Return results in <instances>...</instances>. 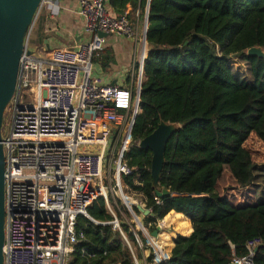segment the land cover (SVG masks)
Wrapping results in <instances>:
<instances>
[{"label": "trees", "instance_id": "trees-1", "mask_svg": "<svg viewBox=\"0 0 264 264\" xmlns=\"http://www.w3.org/2000/svg\"><path fill=\"white\" fill-rule=\"evenodd\" d=\"M129 3L134 0H110L118 10ZM147 42L152 49L144 61L141 112L132 131L133 146L125 156L135 172L124 184L144 195L150 211L145 224L152 234L158 233L159 221L174 228L158 243L168 248L166 253L179 236L166 262L154 263L151 256L149 263L231 264L234 257L247 255V241L259 237L264 242V200L236 205L218 193L225 170L241 189L256 181L254 150L264 146V58L247 52L255 47L264 51V0H151ZM235 56L248 64L252 82L233 74ZM162 122L175 125L177 131L167 145L156 189L153 154L137 144ZM164 190L170 196L159 198L157 193ZM120 196L131 210L126 202L136 200L123 190ZM109 202L130 218L113 195ZM88 215L78 217L77 231L85 241L70 264H133L120 233L105 225L112 220L105 199H97ZM175 219L186 223L189 231L178 227ZM123 229L134 241L135 225ZM136 232L143 237L141 230ZM255 262L264 264V243Z\"/></svg>", "mask_w": 264, "mask_h": 264}, {"label": "built area", "instance_id": "built-area-1", "mask_svg": "<svg viewBox=\"0 0 264 264\" xmlns=\"http://www.w3.org/2000/svg\"><path fill=\"white\" fill-rule=\"evenodd\" d=\"M55 1L42 0L39 13L44 7H55ZM79 15L89 41L53 50L44 47L36 54L28 37L20 60L16 90L7 108L9 134L2 137L4 264H70L77 246L85 241L84 234L77 231L78 217L89 218L88 209L99 198L105 199L112 217L105 225L120 233L133 264H150L141 242L144 237L132 230V241L123 229L124 225H134V209L127 208L129 221L109 202L110 195L122 200L117 191H122L121 180L124 183V178L135 172L125 156L133 146L135 118L141 112L146 30L141 34L127 16L112 17L106 0H82ZM109 35L144 48L136 83L129 90L102 85L95 76L94 60L104 51ZM113 170L114 176L108 179V172ZM107 180L112 183L110 187L105 184ZM155 237L148 239L153 261L166 262L169 254L165 255L164 249L159 254L151 244ZM133 243L142 250L141 260L134 253ZM263 243L259 237L247 241V255L234 257L231 264H257L255 256ZM89 264L95 263L90 260Z\"/></svg>", "mask_w": 264, "mask_h": 264}, {"label": "crops", "instance_id": "crops-1", "mask_svg": "<svg viewBox=\"0 0 264 264\" xmlns=\"http://www.w3.org/2000/svg\"><path fill=\"white\" fill-rule=\"evenodd\" d=\"M81 1L56 0L55 7H44L41 10L33 29L43 43L40 48L45 47L53 50L73 47L89 41L90 36L85 34L84 21L79 15ZM106 1L112 17L120 19L127 16L141 34L146 30L151 0H146L145 3H143V0H134V4L129 3L121 10L114 9L110 4V0ZM150 50L148 44L145 49L146 58ZM143 51L144 48L132 40L120 36H106L105 49L94 60L95 76L101 80L102 85L115 84L123 89H131L132 84L134 86V83H136L140 71L139 58ZM163 224L168 227L165 221H163ZM166 233L171 234L172 231ZM177 238L178 236L173 240V247L168 252L169 256H171ZM153 242L154 245L152 246L156 248L157 241L153 240Z\"/></svg>", "mask_w": 264, "mask_h": 264}, {"label": "water", "instance_id": "water-1", "mask_svg": "<svg viewBox=\"0 0 264 264\" xmlns=\"http://www.w3.org/2000/svg\"><path fill=\"white\" fill-rule=\"evenodd\" d=\"M41 3L42 0H0V264H4L5 244V154L2 144L4 113L14 96L20 60L29 33L41 9ZM149 12L150 6L148 14ZM147 31L148 27L146 28V40ZM100 36L105 37L104 34ZM150 49H152L151 46ZM263 52L262 49L255 47L248 50L247 55L264 58ZM176 131L175 125L162 122L150 136L139 143L141 150L150 151L153 154L151 174L153 186L156 189L159 188L167 145ZM157 196L159 198L168 197L170 193L164 190L158 192ZM135 208L145 217L150 215V211L144 210L140 205ZM154 236H157V233Z\"/></svg>", "mask_w": 264, "mask_h": 264}, {"label": "rangeland", "instance_id": "rangeland-1", "mask_svg": "<svg viewBox=\"0 0 264 264\" xmlns=\"http://www.w3.org/2000/svg\"><path fill=\"white\" fill-rule=\"evenodd\" d=\"M32 29H34V27ZM32 29L29 33L31 50L34 51V53L38 54V52L41 49L40 47H42L43 43H42L40 37L38 36V34L34 33V30H32ZM262 55L264 56V52L262 53ZM230 66L232 68L233 74L236 77L240 78L241 80L252 82V76L250 73L249 66L243 60L242 56L233 57L231 59V65ZM129 122L130 121H127V123H129ZM9 124H10V113L7 109L4 113V121H3V126H2V137L4 139L9 134ZM254 155H255V162L257 165L256 181L251 187L246 188V189H241L237 185L234 177L232 176V174L228 170H225V172H224V174H223V176H222V178L218 184V193L221 196L227 197L232 203H234L236 205H239L241 202H246V201L247 202H257V201L264 200V146L257 147L254 150ZM108 168L110 169V167H108ZM113 176H114V170L112 172L109 171L108 172V179L110 177H113ZM115 183H116V181H115ZM135 183H136V186H140L138 179L136 180ZM105 184L108 187H110V185L112 183L110 182V180H107L105 182ZM114 185L115 184H113V187H112L113 190H114ZM107 186H106V188H107ZM121 188L126 195L132 197L134 200L137 201L138 204L143 206L144 210L148 211L146 201H145V198H144V195L142 194V192L127 187L122 182V180H121ZM117 191L119 193L118 197H121L120 196V189H118ZM114 193H115V191H114ZM115 197H117V196H115ZM119 201L121 202V205H125L122 200H119ZM124 202H126V201H124ZM135 206L136 205H134V207ZM134 207L130 210L127 206H125V208L126 209L128 208L130 211H132L134 209ZM133 214H135V216L137 217L136 220L133 218L134 225H135V231L141 230L143 237L146 239V242H144V243H143V241H141V242H142V244L144 246V250L146 252L145 255L149 257L147 260L149 263V259L151 258V256H154V259H155L153 249L151 248V245L148 242V239L152 238L154 236V234H152L151 231L149 230L150 226H147L145 224V218L146 217L143 213H141L140 215H137L135 212H133ZM174 221H176L178 227H181L182 229L184 228V230L189 231V227L186 223H184V222L180 223L177 219H175ZM157 229L159 232L158 236L155 237V240L157 241V243H159L160 237L164 233L174 231L173 227H169V228L165 227L163 224V221H160L157 223ZM132 248L134 250L135 255L141 260L144 255H143L142 250L139 247V245L133 243ZM163 249H164L165 253L168 250V248L166 246H164Z\"/></svg>", "mask_w": 264, "mask_h": 264}, {"label": "bare ground", "instance_id": "bare-ground-1", "mask_svg": "<svg viewBox=\"0 0 264 264\" xmlns=\"http://www.w3.org/2000/svg\"><path fill=\"white\" fill-rule=\"evenodd\" d=\"M127 204L130 205V206H132V208H133V206L137 204V201H127ZM151 244L154 245L153 240H151ZM153 248H154V247H153ZM154 249L160 254V252L162 251L163 248L160 247V246L158 245V243H157L156 248H154ZM167 254H168V253H165V255H167ZM160 256H161V255H160Z\"/></svg>", "mask_w": 264, "mask_h": 264}]
</instances>
